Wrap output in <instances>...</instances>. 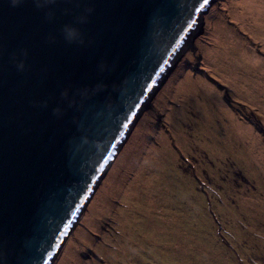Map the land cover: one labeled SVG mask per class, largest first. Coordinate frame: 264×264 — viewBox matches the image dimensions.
I'll use <instances>...</instances> for the list:
<instances>
[{
  "label": "water",
  "instance_id": "water-1",
  "mask_svg": "<svg viewBox=\"0 0 264 264\" xmlns=\"http://www.w3.org/2000/svg\"><path fill=\"white\" fill-rule=\"evenodd\" d=\"M213 2L0 0V264H54Z\"/></svg>",
  "mask_w": 264,
  "mask_h": 264
},
{
  "label": "rangeland",
  "instance_id": "rangeland-1",
  "mask_svg": "<svg viewBox=\"0 0 264 264\" xmlns=\"http://www.w3.org/2000/svg\"><path fill=\"white\" fill-rule=\"evenodd\" d=\"M202 23L54 264H264V0Z\"/></svg>",
  "mask_w": 264,
  "mask_h": 264
},
{
  "label": "snow or ice",
  "instance_id": "snow-or-ice-1",
  "mask_svg": "<svg viewBox=\"0 0 264 264\" xmlns=\"http://www.w3.org/2000/svg\"><path fill=\"white\" fill-rule=\"evenodd\" d=\"M205 2H207V0H205Z\"/></svg>",
  "mask_w": 264,
  "mask_h": 264
}]
</instances>
